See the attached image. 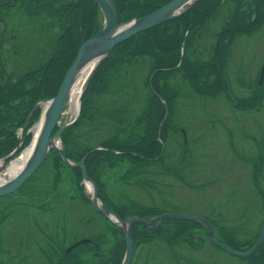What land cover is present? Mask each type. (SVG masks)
I'll return each instance as SVG.
<instances>
[{"label":"rangeland","instance_id":"obj_1","mask_svg":"<svg viewBox=\"0 0 264 264\" xmlns=\"http://www.w3.org/2000/svg\"><path fill=\"white\" fill-rule=\"evenodd\" d=\"M14 1L0 0V68L7 86L16 83L25 95L19 98L17 90L0 94V134L16 133L18 143L22 124L16 126L17 105L24 112L19 101L27 102L38 93V81L48 72L54 51L57 53L54 44L69 23L68 13L78 11L82 0ZM222 1L181 50L200 65L160 72L154 79L158 92L166 93L165 98L158 96L165 101L167 113L157 106L151 79L149 84L146 80L151 63L147 55L116 56L98 83L100 91L87 99V115L66 127L61 139L65 153L69 149L75 155L105 137L142 149L148 135L159 137L164 122L166 139L158 157H134L122 149L123 154L99 153L89 162L88 176L101 204L107 200L123 213L142 206L122 218L139 212L143 218L168 211L203 215L217 221L214 243L218 240L229 249L244 252L253 246L264 222V93L256 92L264 87V74L259 83L264 22L246 30L261 13L264 0ZM233 16L235 33L221 34ZM98 19L101 25L100 10ZM218 45L228 48L225 79L233 98L219 88L220 58L213 48ZM59 78L60 71L52 72L43 88L57 85ZM241 98H248L242 100L248 105L232 102ZM42 107L39 102L37 115L30 117L26 128L39 119ZM72 108L68 103L60 123L73 117ZM162 114L159 121L156 117ZM13 133L12 143L0 144V157L17 145ZM27 134L29 142L31 133ZM68 157L77 161L75 156ZM82 179L80 167L59 162L48 152L18 189L0 196V264H114L121 251L124 255L122 228L92 206L90 185ZM22 189L31 194L24 196L18 191ZM92 233L96 235L92 237ZM99 235L106 240L99 242L101 247L107 249L96 253L91 248L73 250L90 236L89 245L98 244L93 238ZM131 237L129 264H259L264 258L262 241L240 256L214 244L201 224L182 223L177 218L159 220L152 227L134 222ZM83 238L87 240L75 244ZM72 244L73 252L61 258L60 252Z\"/></svg>","mask_w":264,"mask_h":264},{"label":"trees","instance_id":"obj_2","mask_svg":"<svg viewBox=\"0 0 264 264\" xmlns=\"http://www.w3.org/2000/svg\"><path fill=\"white\" fill-rule=\"evenodd\" d=\"M169 0H114L115 6L118 12V17L120 21H126L134 16H141L160 5L164 4ZM223 1L222 0H196L187 10H185L182 14L179 16L164 20L160 22L159 24H156L152 27L146 28L142 31H139L135 33L134 35L122 40L121 42L117 43L109 52V54L100 62V64L97 66L96 70L92 74L91 78L89 79V82L85 88V90L82 93L81 96V111L80 116L77 120H75L71 125L77 124L78 122L82 121L85 116L88 113L87 109V99L93 92H99L100 91V84H98L100 81H102L103 75L107 68H110L113 64H110V61L113 60L116 56H125L128 55V58L130 57H137L139 55H147L146 57L151 61V63L148 65L149 70L147 73V82L149 84V77L151 75V82L150 85L155 89L152 94L153 96L158 100L157 106L162 111V113L165 110V103L162 100L163 98L161 96H158V94L162 95L165 98V91L162 90V92H158V90L155 87L154 79L159 75L160 72H165L167 70L175 69V68H185V65L192 66V65H200L197 60H193L194 58H190L187 52L184 51L181 52V46L183 43V46H187L191 42V33L193 34L195 29L203 25L204 17L208 16L210 17L214 10H216V7L221 5ZM206 7H204V4H206ZM98 13L99 8L97 3L94 0H82L79 1V10L72 11L68 13V21L69 23L66 24L65 32L59 37V39L56 41V44L54 46L56 47L57 53L54 51L52 60L50 64L48 65V72L41 75L40 80L38 81V88L40 90L39 94L35 93L32 98L29 99L27 102H21V107H24L26 110L21 111L20 106L17 105L18 114H17V127L19 124H22L24 119L26 118L27 113L29 112L30 108L32 107L34 101H36L39 96L43 95H53L63 77V74L65 70L67 69L68 65L74 58L76 54V50L78 48L79 42L82 37H88L91 36L99 27V19H98ZM72 15H75L72 16ZM260 15V16H259ZM235 16V14H234ZM234 16L229 18L228 20V26L223 28L221 31V34L225 33H235V19ZM259 17V18H258ZM253 21V20H250ZM264 22V4L262 5L261 13H257V18H254V23L252 26L248 25L246 27V30H251L253 28L259 27ZM237 29H241V26H237ZM83 39V38H82ZM190 39V40H189ZM214 52L216 50L217 55L219 56V67L217 70L218 76L222 78V83H220V89H225L226 94H228V83L226 81V63H227V56H228V48H222L218 45L217 49L215 46H213ZM68 49V50H67ZM187 54V56H186ZM144 55V56H145ZM200 63L202 61L200 60ZM63 68V71L61 72V69ZM58 72L60 71V76L57 85L53 86L48 89L42 88V83H45L48 80V76L52 74V72ZM0 88L3 90L0 92H13L14 90H17L19 98L24 96L25 94H22L17 89L16 86L11 84V88L7 86L8 80L7 77L5 78L2 73V68H0ZM146 77V76H145ZM195 75L193 76V78ZM13 78V74H12ZM50 78V77H49ZM261 88V87H260ZM259 89V88H257ZM43 92H42V91ZM52 90V92H50ZM260 91H263L261 88ZM233 98V97H229ZM248 100V98H245ZM244 98L241 99H232V102L239 104L240 106L248 105L247 102H244L242 100H245ZM32 100V102L30 101ZM169 108V105H168ZM37 108L35 109V113L33 112L32 118H34L37 115ZM163 117L162 115L157 116L156 118L160 119ZM157 122V124L159 123ZM164 123V122H163ZM161 124L159 128V137L156 138V135L150 136L148 135L146 137L145 146L142 147V149H135L130 147L129 142L121 140L120 142H113L112 139H109V137H105L101 140H98L97 144L95 145H101L102 148L93 149L92 151H89L85 158H84V164L87 169L88 175L91 173V170L89 168V162H92L94 157L97 156L99 153H121L120 150L125 149L127 151V154H131L134 157H143L148 158L149 157H158L159 154L162 153V150H164V142L166 139V134L163 131L164 124ZM166 125V124H165ZM70 126V125H69ZM68 126V127H69ZM66 128V130L68 129ZM158 127V126H157ZM157 127L156 134H157ZM66 130H63L62 135L65 137ZM13 133V132H11ZM155 133V131H154ZM14 134V133H13ZM10 134L7 132L5 134H0V144L4 145L3 143L6 141L11 142L12 138L9 137ZM16 138H13V142H16L18 140V136L14 134ZM29 140V136H26L24 141L27 143ZM12 143V142H11ZM17 143V142H16ZM6 146V145H4ZM91 147V146H90ZM89 148L86 150L88 151ZM128 149H134L128 151ZM84 151L82 154L75 155L72 154L69 149L66 151V155L68 156H75V159H79L84 155ZM116 150V151H115ZM2 151V150H0ZM54 153L56 159L59 162H63L62 158L58 154V152L54 151V149H50L49 153ZM1 152L0 154H2ZM152 158V159H154ZM73 159V158H72ZM99 186V185H98ZM101 199V198H100ZM102 201V200H101ZM102 205L116 210V212L122 217L124 215H127L131 211L138 212L140 207L142 206H133L130 208L127 212H121L117 210L116 208L112 207V204H110L107 200L102 201ZM139 215L141 216V213L139 212ZM179 222L182 223H196L192 220H185V219H178ZM95 233H92V237L95 236ZM90 236V238L92 239ZM90 239V240H91ZM94 240L98 241V244L96 242H93V245L90 246L89 243L90 240L87 243H81L77 245L73 250H75L78 247L82 248H91L94 253L98 252L99 250L107 249L102 248L101 244L99 243L103 239V235L96 236V238H93ZM104 240V239H103ZM106 241V240H104ZM72 249L68 250H62L60 252L61 258L63 256L67 257L72 252ZM122 252V251H121ZM119 253L122 255V253ZM121 255L119 256L118 260L114 263L117 264ZM123 256V255H122ZM122 260V259H121ZM55 263V262H54ZM53 263V264H54Z\"/></svg>","mask_w":264,"mask_h":264},{"label":"water","instance_id":"obj_3","mask_svg":"<svg viewBox=\"0 0 264 264\" xmlns=\"http://www.w3.org/2000/svg\"><path fill=\"white\" fill-rule=\"evenodd\" d=\"M102 15V24L100 27L89 37L83 38L76 50V54L67 69L55 91L50 97H40L37 99L31 109L29 110L25 120L19 127V142L17 145L6 155L0 157V195L16 189L42 162L46 157L49 149H55L62 160L70 166H78L82 170V181L89 184L90 188V202L92 206L108 216L112 221L118 224L124 233L125 237V251L120 264H129L133 252V240L131 237V227L134 222H138L147 226H154L159 220L166 218H177L195 221L202 226H206L212 239L214 240L213 230L210 222L201 215L190 214L179 211H168L159 213L150 218H143L137 214L129 215L124 218L119 216L111 209L104 207L98 196L94 181L88 176L84 158L89 151L93 149L102 148L101 145L91 147L79 160L72 161L65 153L64 142L61 139L62 131L71 125L79 116L81 111V96L85 90L92 73L99 65V63L109 54L111 49L122 40L142 31L146 28L152 27L160 22L168 19L175 18L187 10L196 0H169L159 7L141 15L134 16L126 21H120L114 0H94ZM183 48V43L181 50ZM182 52V51H181ZM88 67L85 76L80 82L77 96V110H74L73 117L66 122L60 123V116L63 114L66 106L70 103V95L72 88L76 83L77 77L82 69ZM264 74V61L261 68L259 82L262 80ZM152 75V73H151ZM149 77V80L151 78ZM163 100V99H162ZM164 101V100H163ZM39 102H43V107L39 119L34 122L32 128H26L30 117L38 106ZM165 102V101H164ZM165 113H167V105L165 103ZM39 122V127L34 131V128ZM31 133L30 141L21 148L24 140V135ZM29 149L28 154L24 157V152ZM116 151V150H115ZM21 154L23 158L21 166L14 172L8 171L9 162L18 159ZM264 237V222L261 226L259 237L256 243L247 251L239 252L227 248L223 244L220 247L227 249L231 253L245 256L252 252L261 243ZM87 238H83L78 242H83ZM74 244L67 248L70 249Z\"/></svg>","mask_w":264,"mask_h":264},{"label":"bare ground","instance_id":"obj_4","mask_svg":"<svg viewBox=\"0 0 264 264\" xmlns=\"http://www.w3.org/2000/svg\"><path fill=\"white\" fill-rule=\"evenodd\" d=\"M4 1V0H3ZM16 1H18V0H16ZM16 1H14V2H16ZM13 2V3H14ZM8 3H10V2H8ZM88 70V67H86V68H84V69H82V71H80V73H79V75H78V77H77V80H76V83L74 84V86H73V88H72V92H71V95H70V98H69V100H70V104L72 105V109L73 110H77V96H78V89H79V85H80V82H82V80H83V78H84V76H85V73H86V71ZM4 104V103H3ZM7 104H5V106H6ZM3 106V105H2ZM5 106H3L4 108H5ZM37 108V107H36ZM6 109V108H5ZM3 110V109H2ZM35 113V112H34ZM4 126V125H3ZM38 127H39V122H38V124L36 125V127L34 128V131L36 132V130L38 129ZM29 149L30 148H27L26 150H25V152H24V157L28 154V152H29ZM24 157H20V158H18V159H16V160H13L11 163H10V166L8 167V171H10V172H12V173H14L19 167H20V165L18 164V163H22V161H23V158Z\"/></svg>","mask_w":264,"mask_h":264},{"label":"flooded vegetation","instance_id":"obj_5","mask_svg":"<svg viewBox=\"0 0 264 264\" xmlns=\"http://www.w3.org/2000/svg\"><path fill=\"white\" fill-rule=\"evenodd\" d=\"M227 65V64H226ZM263 82V78H262V80L259 82V83H262ZM45 85H47V82H45V83H42V88H43V86H45ZM262 88V87H261ZM261 88H259V89H257L256 88V92H259V94H263L264 93V87L262 88L263 89V91H260V89ZM45 89H47V88H45L44 87V90ZM230 90V88L228 87V94H227V96L228 97H230L231 96V92L229 91ZM42 91V90H41ZM223 91H224V94H225V89H223ZM254 91H255V85H254ZM39 92H40V90L38 91V94H39ZM43 92V91H42ZM235 94V93H234ZM235 96H236V94H235ZM40 97H44V95L42 96H39V98ZM232 97V96H231ZM38 98V99H39ZM8 134H10L9 135V137H11V135H12V133L11 132H7ZM15 135H16V133H14ZM25 136H28V134H25ZM20 166H21V164L22 163H18ZM22 185V183L16 188V189H18L20 186ZM16 189H14V190H16ZM13 190V191H14ZM21 194H23L24 196H26V195H30L31 194V192H29V191H24L23 189H22V191L21 190H18ZM12 192V191H11ZM8 193H10V192H8ZM8 193H6V194H8ZM6 194H3V195H6ZM1 196V195H0ZM206 218V217H205ZM207 219V218H206ZM209 222H210V224H211V226H212V230H213V235H214V238L216 239V237L215 236H217V235H215V234H218V233H216L217 231H216V229H215V226H217L216 225V223H217V221L216 220H214V219H207ZM219 223V222H218ZM262 226V225H261ZM204 228L208 231V229L206 228V226H204ZM260 230H261V228H260ZM208 233H209V231H208ZM209 236H210V239L213 241V239H212V237H211V234L209 233ZM264 238V237H263ZM258 239V238H257ZM257 241V240H256ZM256 241L253 243V245L256 243ZM264 242V239L262 240V243ZM213 243H214V241H213ZM214 244H216L217 246H219L220 247V245L219 244H222V242H219L218 240H216V242L214 243ZM73 248V247H72ZM264 256V255H263ZM264 263V258L262 257L261 258V260H259V264H263Z\"/></svg>","mask_w":264,"mask_h":264}]
</instances>
